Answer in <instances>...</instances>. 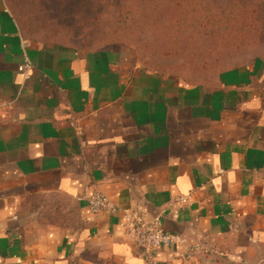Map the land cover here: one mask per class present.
Masks as SVG:
<instances>
[{
	"label": "crops",
	"instance_id": "0c3cea01",
	"mask_svg": "<svg viewBox=\"0 0 264 264\" xmlns=\"http://www.w3.org/2000/svg\"><path fill=\"white\" fill-rule=\"evenodd\" d=\"M124 209L200 246L158 264H264V59L189 81L28 39L0 0V264H143Z\"/></svg>",
	"mask_w": 264,
	"mask_h": 264
},
{
	"label": "rangeland",
	"instance_id": "374dc122",
	"mask_svg": "<svg viewBox=\"0 0 264 264\" xmlns=\"http://www.w3.org/2000/svg\"><path fill=\"white\" fill-rule=\"evenodd\" d=\"M93 3L101 7L100 28L108 32L122 28L115 0ZM124 4L126 10L136 11L127 30H119L113 39L106 31L99 32L92 45H118L131 64L199 82L211 81L232 66L264 59V0H124ZM256 7L258 16L251 12ZM17 10L25 17L35 15L33 27L57 12L43 9L46 15L39 14L26 1ZM89 31H58L51 34L50 41L79 43L78 37L85 41ZM21 33L28 39H46L43 34Z\"/></svg>",
	"mask_w": 264,
	"mask_h": 264
},
{
	"label": "trees",
	"instance_id": "16d2710c",
	"mask_svg": "<svg viewBox=\"0 0 264 264\" xmlns=\"http://www.w3.org/2000/svg\"><path fill=\"white\" fill-rule=\"evenodd\" d=\"M25 1L31 3L33 5L34 12L39 11V14L44 12L46 15V11L43 9H56L57 12L46 15L47 17L41 19L42 22L33 24L35 25V27H33L31 26V23H33L35 15L25 17L17 10L18 5L23 4ZM5 3L15 18L20 31L24 30L28 33L33 32L34 34H43V37L46 38L45 41H43L45 43L54 42L50 41L52 36L51 34H55L58 31L62 32V34H69L70 32L82 34L84 30L89 31L91 29V31L86 34L89 37H87L85 41L78 37L79 41H77L79 43L74 44L84 51L102 48L92 45L94 43L93 40L95 38L97 39L99 32L102 33V31H106L107 36L113 39L119 35V30H127L126 28L128 27H126V25L128 24L129 19L132 18L131 15L136 13V11L131 9L126 10L127 6H125L124 0H115V4L117 8H119L118 23L122 26V28L117 30L114 29L111 32H108L107 30L100 28L102 16L101 7L99 3H93V0H5ZM41 8L42 10H40ZM251 12L254 13V16L259 15L257 7L251 9Z\"/></svg>",
	"mask_w": 264,
	"mask_h": 264
},
{
	"label": "built area",
	"instance_id": "2783aa9c",
	"mask_svg": "<svg viewBox=\"0 0 264 264\" xmlns=\"http://www.w3.org/2000/svg\"><path fill=\"white\" fill-rule=\"evenodd\" d=\"M22 43L24 47L28 44L26 40ZM23 57V75L28 77L32 63L25 50L23 51ZM189 197L190 193L175 195L168 201L167 205L174 206L178 203H188ZM87 207L93 214L106 211L114 215L117 210L116 205L99 191L90 193L87 198ZM120 224L123 228V235L136 245L143 264H158V252L165 248L180 247L178 256L183 260L192 258L200 250L199 245L189 244L181 235L165 230L159 215L144 217L136 210L124 209Z\"/></svg>",
	"mask_w": 264,
	"mask_h": 264
}]
</instances>
